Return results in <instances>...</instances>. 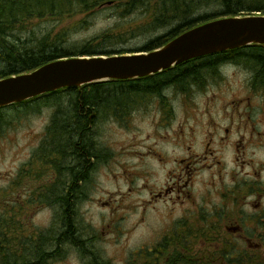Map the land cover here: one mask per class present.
Here are the masks:
<instances>
[{
    "label": "rangeland",
    "instance_id": "obj_1",
    "mask_svg": "<svg viewBox=\"0 0 264 264\" xmlns=\"http://www.w3.org/2000/svg\"><path fill=\"white\" fill-rule=\"evenodd\" d=\"M125 3L114 0L95 7L84 24H72L69 42L83 43L114 28H118L116 32L123 30L127 22L150 19L142 18L141 8L123 13L118 5ZM201 10L221 11L217 4ZM26 22L16 29L22 36L53 30L55 35L63 28L51 19ZM165 29L137 32L114 45L132 49ZM243 79L242 72H233L215 88L202 87V94L195 89L188 95L168 92L172 111L168 106L160 112L148 99L123 120L99 122L95 140L103 156L91 171L84 197L77 204L81 228L80 234H73L86 240L85 246L94 252L96 261L90 260L89 254H80L77 247L63 245L55 249L59 256L50 264H143L140 256L173 257L187 255L188 250L200 255L201 261L190 262L195 264H214L208 260L212 256L230 262L219 260L215 264H234V260L264 264V189L243 198L240 188L238 199L229 191L244 182L246 186L262 182L264 188V134L249 136L248 140L244 137V147L237 151L243 136L223 130L226 120L221 116V103L239 90ZM23 109L9 106L0 110V114H7L0 123V191L8 189L5 199L0 195V220L9 219L6 228L7 232L11 228L9 234L13 235L15 226L20 228L17 235L59 226L52 225L56 211L52 207L12 208L26 197V186L34 189L52 180L37 176L31 181L28 172L23 173L21 183L16 177L39 146L52 112L49 108ZM256 127L264 128V123ZM34 169L37 171L38 166ZM15 243L18 246L20 241ZM218 250L227 255H218ZM162 263L166 262L147 264Z\"/></svg>",
    "mask_w": 264,
    "mask_h": 264
},
{
    "label": "trees",
    "instance_id": "obj_2",
    "mask_svg": "<svg viewBox=\"0 0 264 264\" xmlns=\"http://www.w3.org/2000/svg\"><path fill=\"white\" fill-rule=\"evenodd\" d=\"M108 1L114 0H0V79L26 73L46 63L68 57L149 52L209 20L225 16L264 15V0H125V4L118 5L124 10L123 13L141 8L139 11L143 13L142 18L150 19L130 21L118 32V28H114L112 32H103L83 43H70L68 30L74 27L72 24L74 23L75 27L84 24L91 10ZM213 4L219 5L221 11L201 10L202 7H210ZM80 15L82 17L74 21ZM33 19H51L58 25H63V28L55 35L52 33L54 30L37 36H22L21 32L16 31L19 24L26 25V21ZM161 28L167 29L150 36L142 45L132 49L114 45L115 41L128 40L137 32L159 31ZM250 46L264 48L263 45ZM170 72L171 70L167 69L144 78L109 80L60 89L10 105L23 107V110L29 112L39 108L52 110L39 146L16 176L19 179L20 176L23 177V173L28 172L30 180L37 176L52 180L44 181L34 189L26 186V197L24 196L20 203L13 204L12 208L18 209L22 205L25 209L52 207L56 210L52 225L59 226L58 229L45 232L43 230L37 234L30 231L26 233L24 229V235H17L20 228L16 226L14 235L9 234V228L8 257L2 260L0 258V264H28L33 260H38L39 264H50L53 258L59 256L57 250L55 253L51 251L63 245L77 247L83 255L90 250L85 246L86 240L77 239L73 234H80L81 228L77 218V204L84 197L91 171L103 156V150L95 140L97 126L108 118L125 119L141 101L144 102L150 95L159 93L163 82L170 79ZM175 81L173 80V83ZM143 98L145 99L142 100ZM5 117L7 114H0V123ZM36 166L37 171L34 169ZM15 182L17 183V180ZM15 215L16 213L13 216ZM6 222L9 224V219L0 220V224ZM11 241H21L23 245L19 243L16 246L17 244H11ZM31 241L41 242L36 245ZM19 246L24 249L23 255L19 252ZM218 255L227 254L218 250ZM233 263L239 264L243 261L234 260Z\"/></svg>",
    "mask_w": 264,
    "mask_h": 264
},
{
    "label": "water",
    "instance_id": "obj_3",
    "mask_svg": "<svg viewBox=\"0 0 264 264\" xmlns=\"http://www.w3.org/2000/svg\"><path fill=\"white\" fill-rule=\"evenodd\" d=\"M253 44L264 45V15L216 18L190 28L149 52L68 57L2 78L0 108L60 89L151 76L191 59Z\"/></svg>",
    "mask_w": 264,
    "mask_h": 264
},
{
    "label": "flooded vegetation",
    "instance_id": "obj_4",
    "mask_svg": "<svg viewBox=\"0 0 264 264\" xmlns=\"http://www.w3.org/2000/svg\"><path fill=\"white\" fill-rule=\"evenodd\" d=\"M170 70L171 72L168 74L170 79L163 82V84L160 86L161 88H159V93L150 95L148 98H143L142 100H153L152 102H154V105L160 112L162 111L164 113L165 109H169L168 106L170 107L169 110L172 111L171 102L167 98L168 92H179L183 95H188L191 89H195L198 91V93L202 94V87L208 88L210 86V88H215V86H218L221 82H225L226 79L233 74V72H242L244 79L237 86L239 90L237 92L231 93L230 97L226 98V103H221V116L226 120V127L223 130H225L226 133L231 134L232 132H235L238 133L237 135L243 136L241 143L239 144L240 147L237 148V151L244 147V137H246V140H248L247 137L249 136L255 138L259 137L261 134H264V128L256 127L259 126L260 123H264V48H255L249 45V47L246 46L243 48L214 53L185 61L179 65L173 66L170 68ZM173 80L176 81L173 83ZM204 93L205 96L208 94V92ZM142 104L143 102L141 101L140 105ZM136 107L137 106L134 108ZM207 133L210 135L208 130ZM183 162H185V159H182V163ZM240 167L242 168L241 171L243 172L245 163L242 162ZM255 171L258 172L259 168H256ZM22 180L23 177H20V183ZM261 184L262 182L258 183L257 186L254 184L246 186L247 182L237 183V185L232 187V189L229 191L236 199L239 198L238 192L240 188L242 189L241 194L243 195V198L248 196L253 197L254 195L252 192L254 190L259 192L264 189L262 188ZM7 190L8 189L4 188L1 189L0 195L2 199H5ZM258 192L256 194H258ZM2 215L4 216V214ZM236 223L237 222H235V224ZM6 225H8L7 222L0 224V229L2 231H0V236L2 238V240H0L1 260L5 258L7 259L8 257L9 241L7 239L8 232ZM237 227H239V225H237ZM253 227V229H256V226L253 225ZM40 242L41 241H31L32 244L34 243L36 245ZM10 243L14 244L15 242L11 241ZM167 243L170 242L167 241ZM20 244L23 245L21 241ZM18 249L20 254L23 255V247L19 246ZM182 251L185 252L183 249ZM54 252L55 248L51 251V253ZM85 253V256L89 254L87 257L90 260L94 259L96 261L94 252L92 253L90 250H88L87 253ZM186 253L187 255L180 254L173 257L157 254L144 257L140 256V262L147 264L155 261H165L166 263L164 264H178L185 262V260L195 263H197V261H201L198 260L201 259L199 257L200 255L195 256L193 255L192 251L189 250ZM208 260L212 261L214 264L219 260L229 262V260L217 256L209 257ZM227 262L225 264L230 263ZM36 263L39 264L40 262L38 260H33L28 264ZM19 264L23 263L19 262Z\"/></svg>",
    "mask_w": 264,
    "mask_h": 264
}]
</instances>
